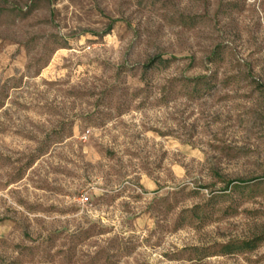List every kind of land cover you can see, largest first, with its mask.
Here are the masks:
<instances>
[{
	"label": "rangeland",
	"instance_id": "rangeland-1",
	"mask_svg": "<svg viewBox=\"0 0 264 264\" xmlns=\"http://www.w3.org/2000/svg\"><path fill=\"white\" fill-rule=\"evenodd\" d=\"M0 264H264V0H0Z\"/></svg>",
	"mask_w": 264,
	"mask_h": 264
},
{
	"label": "built area",
	"instance_id": "built-area-1",
	"mask_svg": "<svg viewBox=\"0 0 264 264\" xmlns=\"http://www.w3.org/2000/svg\"><path fill=\"white\" fill-rule=\"evenodd\" d=\"M84 202H86V199H82Z\"/></svg>",
	"mask_w": 264,
	"mask_h": 264
}]
</instances>
